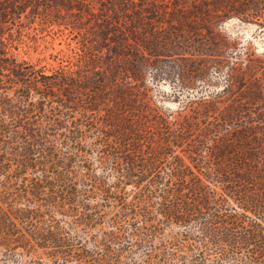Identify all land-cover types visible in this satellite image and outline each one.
<instances>
[{"label":"trees","instance_id":"16d2710c","mask_svg":"<svg viewBox=\"0 0 264 264\" xmlns=\"http://www.w3.org/2000/svg\"><path fill=\"white\" fill-rule=\"evenodd\" d=\"M262 13L264 0H0L1 254L264 264V52L221 30ZM45 32L67 41L55 67L21 55Z\"/></svg>","mask_w":264,"mask_h":264},{"label":"rangeland","instance_id":"374dc122","mask_svg":"<svg viewBox=\"0 0 264 264\" xmlns=\"http://www.w3.org/2000/svg\"><path fill=\"white\" fill-rule=\"evenodd\" d=\"M259 23L264 24V13L254 17L253 20L249 18V21L245 20L242 16H233L222 22L221 30L229 35L240 38L243 44L249 42L255 52L261 53L264 52V28ZM43 34H41L43 36L38 40L35 48H24L23 52L25 54L21 53V55L33 62H39L38 59L41 58L40 62L47 64L48 67H55L58 63L48 58L49 53H55L59 49L67 52L65 44L67 41L63 35L54 36L51 33L45 35L46 32ZM159 84L163 90L168 91L170 89L168 81L160 82ZM167 105L174 107L173 103H167ZM0 264L14 263L0 252Z\"/></svg>","mask_w":264,"mask_h":264}]
</instances>
